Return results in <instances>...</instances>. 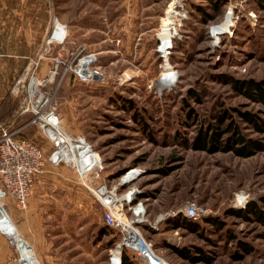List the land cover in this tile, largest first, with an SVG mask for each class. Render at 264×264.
<instances>
[{
	"label": "rangeland",
	"instance_id": "rangeland-1",
	"mask_svg": "<svg viewBox=\"0 0 264 264\" xmlns=\"http://www.w3.org/2000/svg\"><path fill=\"white\" fill-rule=\"evenodd\" d=\"M62 1H66L73 27L71 45L86 49V53L96 52L97 64L109 79L97 85L73 76V82L65 87L57 83L59 97L74 103L73 109L69 103L68 123L64 124L62 114V125L69 133L84 136L99 153L104 165L102 180L108 188L125 197L133 195L130 204L144 211L140 229L156 252L171 264H264V225L235 214L249 201L264 196V151L243 158L184 144V139L191 141L197 129L223 108L234 117L236 110L264 117L262 104L237 92L228 80H221V75L264 80V4L256 0H180L178 35L162 56L161 27L175 0ZM228 20L229 29H220ZM56 24L59 28L60 23ZM174 73L178 76L175 85ZM172 74L173 83H163L166 75ZM14 84L0 96V122L11 113L6 103L15 101L19 106L29 100L26 91L7 96ZM191 109L194 112L189 118ZM30 116L25 115V120ZM30 131L39 132L35 125ZM243 131L250 137L264 136L244 125ZM131 171L135 175L126 179ZM86 192L81 204L90 201L92 208L74 209L71 203L62 210L65 215L51 219L48 231L76 247L72 256H78L65 258L64 264H111L120 237L114 230L102 231L103 206L92 198L94 194ZM190 204L197 207L195 221L201 229L173 228L171 219L186 216ZM208 219L218 220L219 226ZM7 240L10 263L19 264L20 253ZM237 240L250 243L254 251L246 254ZM167 243L194 251L199 247L212 262L190 263ZM235 252L242 258L236 259ZM135 262L141 264L136 258Z\"/></svg>",
	"mask_w": 264,
	"mask_h": 264
},
{
	"label": "built area",
	"instance_id": "built-area-1",
	"mask_svg": "<svg viewBox=\"0 0 264 264\" xmlns=\"http://www.w3.org/2000/svg\"><path fill=\"white\" fill-rule=\"evenodd\" d=\"M179 1L175 0L172 2L175 11L172 17L174 22L172 23V36L166 45L160 39L161 44L159 48H161L160 53H162V56H166L162 50L167 49L166 47L168 45L172 47V38L178 35V32H176L177 20H181L177 17L179 12L177 5L180 3ZM170 8L166 12V17ZM57 28L55 19V23L47 36L46 42L48 44H64L67 40L65 29L61 37L55 36ZM39 59L40 57L30 61L29 69L33 66L36 67ZM98 59L96 52L86 53V49L75 46L68 51L66 57H53V67L49 71L48 78L56 77L62 69V78L70 72L73 74L75 80L82 83L102 85L109 79L103 68L97 64ZM174 76L175 85L178 76L175 73ZM35 81L39 83L37 85L38 89L32 93L31 86ZM47 85V79L41 80L35 75L27 79L25 74H23L15 82L11 90V93L15 96H18L20 93H25V91L27 92L26 96L29 97V100L28 102H23L19 116H25L27 114H31V116L26 124L18 128L14 127V121L0 126V216L3 215L4 219L7 217L13 223L6 210L7 197H12L20 209H27L29 207V199L39 177L45 172L48 163L53 165L60 163L70 164L77 171L84 185L102 204L104 208V223L120 235V240L114 248L113 253V256L114 254L119 256L118 264L122 263L124 250L131 251L141 264H171L164 256L156 252L154 244L146 238L140 229L141 223L144 222L141 218L144 211L142 208L135 209L130 204L133 195H126L127 197L120 195L115 189L108 188L106 182L102 180V172L104 169L102 158L98 157V160L87 163L85 167L82 166L81 159L84 158L82 152L96 153L91 144L83 146V151L77 148L75 149V157L77 156L78 158V162L76 163L68 162L63 156H56L57 153L68 149L77 140L83 139L85 141L86 138L82 135L69 133L62 125L56 98V89L49 91L46 89ZM28 124L37 126L46 135L52 146L49 154L33 139L21 135L24 127ZM129 210L132 211L131 215H129ZM185 212L187 217L194 220L198 218L197 207L194 204L187 205ZM0 231L8 238L1 227ZM113 256L111 258V264L113 262Z\"/></svg>",
	"mask_w": 264,
	"mask_h": 264
},
{
	"label": "crops",
	"instance_id": "crops-1",
	"mask_svg": "<svg viewBox=\"0 0 264 264\" xmlns=\"http://www.w3.org/2000/svg\"><path fill=\"white\" fill-rule=\"evenodd\" d=\"M65 2L53 0L52 5V0H0V96H4L7 90H10L9 84L15 83L23 74L27 79L32 75L41 80L47 79L46 89L49 91L56 89L59 110L61 115L64 113V124L69 120V103L72 102V109L74 103L67 100L66 97L65 99L59 97L58 86L61 87L63 79L66 77L68 83L73 81L67 74L62 78V69L56 77L48 78V76L53 67V57H64L70 49L75 47L71 45V43L74 44V41L69 40V32L73 27L69 23V11L66 9ZM134 2L138 3V0H134ZM53 18L65 27L67 40L64 44H48L46 42L54 25ZM120 24H123L122 20L119 22ZM93 30L95 29L92 27ZM38 57H40L38 65L29 69L30 61L38 59ZM32 126L34 125H26L23 132L41 145L46 153H49L51 146L48 138L37 126L39 132L34 134L33 131H30ZM46 139L48 140L47 145H45ZM86 191L93 194L84 185L72 165L48 163L45 172L36 183L27 209H20L12 197L7 198L8 214L22 239L33 249L39 264L41 261L44 264H64L65 258L74 259L78 256V254L72 256L76 247L71 243L67 245L68 241L66 240L56 239L59 238V235H55L48 229L51 226V219L58 215H65L66 211L62 213V210L71 207V203L74 209L78 206H83L85 209L92 208L90 201L86 202L85 206L81 204V199L85 200L87 197ZM92 198L96 197L92 195ZM45 216L49 217L48 221ZM52 228L54 229V225ZM10 253L9 242L6 236L0 233V264H11Z\"/></svg>",
	"mask_w": 264,
	"mask_h": 264
},
{
	"label": "trees",
	"instance_id": "trees-1",
	"mask_svg": "<svg viewBox=\"0 0 264 264\" xmlns=\"http://www.w3.org/2000/svg\"><path fill=\"white\" fill-rule=\"evenodd\" d=\"M213 3H216V0H210ZM258 3L261 2L264 4V0H256ZM218 7L217 5H215ZM67 76H71L73 78L72 73H67ZM75 79V78H73ZM221 80H228V83L231 84V87L235 89L240 94H244L246 97L250 98L252 101L260 103L264 106V80H255V79H238L235 77H228L227 75H221ZM68 83V78H64L61 84V87L66 86ZM60 90H58L59 95ZM11 91L8 92L7 96H11ZM190 94L196 95L194 91H191ZM8 104L10 114H6L4 120L0 122V126L4 124H8L14 121V127L18 128L24 125L27 122L24 116H19V112L21 111V104H18L15 101H12ZM2 106V105H1ZM59 106V104H58ZM237 117H234L232 113L229 112V109L223 108L217 113L213 114L212 119L209 122L201 125L197 131L196 135L190 141L189 139H184V144L193 148L195 150L207 151L210 153L215 152H232L234 155L248 158L251 157L261 151H264V136L263 137H250L243 131V125L251 127L254 132L259 134H264V117H262L259 113L250 111V110H236ZM194 110L191 109L187 113V115L192 117ZM60 117L62 116L59 110ZM29 119V118H28ZM19 120V121H18ZM21 135H24L30 139L32 137L26 135L23 131ZM74 135V134H73ZM50 143V141H49ZM51 146V144H50ZM52 149V146H51ZM51 151V150H50ZM234 214V213H232ZM235 214L240 217L245 218L246 220H255L262 225H264V196L257 200L249 201L245 208L236 210ZM213 219H208L211 221ZM214 221V220H213ZM173 223V228L179 227H187L192 231H199L201 229L200 224L194 219L180 215L175 219H171ZM212 222V221H211ZM218 220H215L214 223L219 226L217 223ZM221 226V224H220ZM104 230L112 231L114 229L108 227L106 224L103 228ZM115 231V230H114ZM118 237H120L119 233L115 231ZM264 235V234H263ZM235 238V237H233ZM119 239V238H118ZM237 245L239 249L245 252L246 254H250L254 251L253 246L243 240H237ZM167 247L171 248L172 251L180 256L182 259L189 261L190 263H198L205 262L211 263L212 259L208 255L202 254L201 248L197 247L194 251L192 248L187 246H176L170 243L166 244ZM137 257L129 250H124L122 255V263L121 264H136L135 258ZM234 257L236 259H241V255L239 252H235ZM138 260V259H137Z\"/></svg>",
	"mask_w": 264,
	"mask_h": 264
},
{
	"label": "bare ground",
	"instance_id": "bare-ground-1",
	"mask_svg": "<svg viewBox=\"0 0 264 264\" xmlns=\"http://www.w3.org/2000/svg\"><path fill=\"white\" fill-rule=\"evenodd\" d=\"M174 6L172 5L171 9L169 10L167 17L165 18L164 21V25L162 28V33H161V37L164 40L165 45L169 42L170 37L172 36V23L173 19L172 17L175 14L174 11ZM229 19L231 20V17H229ZM230 20L226 21L225 24L223 26L220 27V29H223L224 31H227L229 29V24H230ZM64 32V27L62 25L59 24V28L57 29L55 36H62ZM218 39V38H217ZM172 42V41H171ZM171 47V45H168V47H166L167 49H163V53H168L167 51H169V48ZM167 69H169L168 65L166 66ZM167 76V77H166ZM164 77L163 83L168 82L167 84H172L173 81V74L169 77V75H166ZM39 83L37 81H35L32 86H31V91L32 93L36 92L37 85ZM165 85V84H164ZM162 86V85H161ZM89 144L86 140L83 141L82 140H77L76 142H74V144H72V146H70L68 149H65L63 151H61L60 153H57L56 156L60 157L63 156L64 158H66V160L68 162H78V158L77 156L75 157V149H79L80 151H83V146ZM83 153V159H81L82 161V166L85 167V165L89 162H93L98 160L99 155L97 154V152L95 154L93 153H86V152H82ZM135 175V172L131 171L130 173H128V175L125 177L126 179H130ZM0 218L4 219L3 215L0 216ZM0 221V227L3 230V232L8 236V238L11 240V242L16 246L18 252L20 253L19 255V264H39V262L37 261L34 251L33 249H30V246L27 244L26 241H24L21 237V235L18 232L17 227L15 226V224L11 223L7 217H5L4 220ZM13 221V220H12ZM113 262L112 264H118L119 263V256L117 254H114L113 256Z\"/></svg>",
	"mask_w": 264,
	"mask_h": 264
},
{
	"label": "water",
	"instance_id": "water-1",
	"mask_svg": "<svg viewBox=\"0 0 264 264\" xmlns=\"http://www.w3.org/2000/svg\"><path fill=\"white\" fill-rule=\"evenodd\" d=\"M216 40H218V39H216ZM157 86L161 89V87L157 84ZM30 249L32 250V248L30 247Z\"/></svg>",
	"mask_w": 264,
	"mask_h": 264
}]
</instances>
